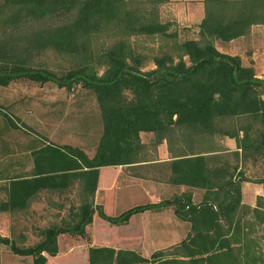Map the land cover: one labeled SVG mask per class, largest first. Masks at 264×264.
I'll use <instances>...</instances> for the list:
<instances>
[{"label": "trees", "instance_id": "obj_1", "mask_svg": "<svg viewBox=\"0 0 264 264\" xmlns=\"http://www.w3.org/2000/svg\"><path fill=\"white\" fill-rule=\"evenodd\" d=\"M169 1L1 0L0 24L6 27L58 21L18 39L0 37V85L20 77L66 89L78 84L93 92L101 122L90 156L75 145L41 142L30 148L27 169L0 171V211L8 212L11 226L15 212L24 213L39 190L60 194L76 185L81 197L76 207L68 206L70 218L54 217L32 241L15 236L12 227L9 236L0 235L10 252L31 257L28 264H44L43 252L54 255L60 233L85 236L94 210L108 222L121 223L134 212L163 206L189 222L178 243L148 256L90 245L87 264H264L249 235L257 224L264 237V195H257L252 207L240 202L241 180L260 183L264 194V174L235 178L234 165L222 160L218 149L224 148L217 142L232 137L235 148L225 150L234 157H264V75L255 76L237 54L220 49L223 42L244 36L251 24L264 27V0H201L202 17L186 27L192 36L183 38L184 26L160 14ZM138 39L156 41L157 47L144 52ZM44 48L71 57V64L61 73L32 65L31 54ZM146 60L152 66L143 69ZM141 131L164 143L163 159L141 153ZM145 163L159 165L164 182L185 188L116 215L93 203L99 166ZM190 188L201 189L198 201Z\"/></svg>", "mask_w": 264, "mask_h": 264}, {"label": "rangeland", "instance_id": "obj_2", "mask_svg": "<svg viewBox=\"0 0 264 264\" xmlns=\"http://www.w3.org/2000/svg\"><path fill=\"white\" fill-rule=\"evenodd\" d=\"M172 8L169 3L162 5L160 9L161 16L172 20ZM55 21H58V19L47 18L38 22L26 21L19 24L15 29L0 24V37L12 34L14 38L18 39L22 37L25 31H30ZM180 29V38L192 36L185 26ZM138 42L139 47L143 45L144 52L148 47H153V49L157 47V42L150 41V39H138ZM235 46H226L225 50L229 52L238 51L239 47H242L243 44ZM148 52H150V49ZM260 54L258 53V55ZM71 62V57L56 53L50 48L36 51L30 57V63L32 65L45 67L56 73L64 71ZM151 66L152 64L146 60L143 69ZM100 131L101 122L95 96L87 88L76 84L66 89L63 86H57L52 81L39 82L22 77L10 80L6 85H0V171L18 172L22 169H27L30 163L27 160V154L30 148H33L41 142L75 145L82 148L90 156L94 151ZM139 135L144 145L141 149L142 154L157 158H162L166 155L164 143H154V137L151 132L141 131ZM214 137L216 136H213V139ZM220 143L218 144L221 146ZM224 145L226 146L228 144ZM228 147L226 146V148L218 150H222V160L227 161L230 165H234L232 174L235 178L242 176L254 179L263 176L264 157L256 160H253L251 157L246 159L234 157L230 151L225 150L230 149ZM141 165H146L144 166L146 168L140 166V174L145 178H149V180H136L133 199L131 197L132 194L130 195L125 189L115 190L113 187L110 190L104 191L103 196L109 202L103 207L104 212L112 214L115 211H119L131 204L129 203L131 200L134 202H145L149 200V197H155L156 199L158 198L156 200L158 201L167 195L168 197L170 196L169 192H171L172 186L161 180L162 174L160 166L156 165V163ZM128 167L131 170L134 169V166ZM105 173L107 175L108 173H111L112 176L114 175L117 182L112 186L118 185L124 187L122 185L124 182L122 178L126 173L124 168L116 165L114 168L111 167L106 170ZM184 188L182 186V190ZM167 189L168 193L163 194ZM198 190L197 188L192 189V193L195 196L194 201L200 199V195L196 197V192H194ZM147 194L151 196L148 197ZM53 197L56 200L62 199L63 202L67 201L66 205H68L65 206L61 215L69 218L71 214L70 211L67 212L68 206L70 205L72 208L76 207L81 201L76 185H73L68 192L53 195ZM25 211L22 215L25 219L22 222L29 225V217L31 215L28 214L27 209ZM93 213L97 214V211L94 210ZM9 219L11 221V218ZM2 226L4 225L0 226V231L3 228ZM31 227V231H33V226ZM261 233L260 226L255 224L252 226L249 235L255 238L257 248L264 257V237L261 236ZM35 238V236L29 237V241ZM58 243L61 248V253L50 264H84L82 257L79 256L76 249L73 251L65 250L62 239H59ZM29 261L30 256L14 254L4 244L0 243V264H28Z\"/></svg>", "mask_w": 264, "mask_h": 264}, {"label": "crops", "instance_id": "obj_3", "mask_svg": "<svg viewBox=\"0 0 264 264\" xmlns=\"http://www.w3.org/2000/svg\"><path fill=\"white\" fill-rule=\"evenodd\" d=\"M169 4L171 8L173 7V19L179 25L181 24L185 27H194V25H196L202 17L203 6L201 0H170ZM239 44H243V46L239 47L238 51L229 52L225 50L226 46L230 47L233 45V47H236L235 45L239 46ZM220 49L230 54H237L244 65H249L252 67L255 76L264 75L263 25L251 24L250 30L244 36H239L237 38L223 42L220 46ZM260 49L261 51H259ZM258 53L261 54L258 55ZM218 142H221V146H219L221 148L225 146L224 144H228L226 146H229L228 148L230 149L235 148L234 139L232 137L223 136L218 139ZM226 146L224 148H226ZM163 158L164 157L159 158L157 161ZM116 165L125 169L126 173L122 178L124 181L122 185H124V187L118 185L112 186L117 182L114 175L112 176L111 173H108L107 175V173H105L106 170L110 169L111 167L114 168ZM140 166L146 168L144 167L146 165L141 164L135 165L133 170L129 169L127 164L99 166L97 169L96 187L93 193V203L100 205L103 211V207L109 203L108 200H105L103 192L110 190L113 187L115 190L125 189L130 195L132 194L131 197L133 199V190L136 180H149V178H145L142 176V174H140ZM169 185L172 186V190L169 192V195L182 190V185ZM54 192L42 189L35 194V198L30 200L27 208L28 214L31 215L29 217L31 224L29 223V225L22 222V220L25 219V217H22L23 212H15L16 219L11 226L8 212L0 211V226L6 225L5 227L2 226L3 228L0 231V235L9 236L11 234L12 227L14 229L15 236H24L26 237V240L29 241V237H34L38 229L45 226L54 217H60L65 209V206L68 204L66 205V200V202H63L62 199L55 200L53 195L58 194H55ZM64 192H68V189L61 190V192L56 193L62 194ZM194 192H196V197L201 195V189ZM166 193H168V189L163 194ZM192 194L193 196L191 198L194 201L195 196L194 193ZM257 195H264L260 183L249 180H241V203L252 207L255 204ZM147 196L149 197L151 195L147 194ZM166 197H168V195L165 196V198ZM157 199L155 197H149V200L145 202H134L131 200L129 202L131 204L125 206L119 211H115L112 214L104 211L103 212L108 215H116L132 205L146 202H155ZM59 212L60 214H58ZM31 226H33V231H31ZM188 229L189 222L175 216L172 208L169 206H163L158 210L145 209L143 211L134 212L130 214L124 222L121 223L108 222L99 215L93 213L91 215V220L84 226L86 233L85 236L82 237L69 233H60L57 235V252L54 255H48L47 253L43 252V254L46 256L44 264H50L52 260L58 258L59 254L61 253V248L58 243L59 239L63 240V247L65 250L73 251L76 249L79 256L82 257L83 263L87 264V247L90 245H105L113 247L114 249H129L140 253L142 256H148L155 250L169 248L178 243L186 235Z\"/></svg>", "mask_w": 264, "mask_h": 264}]
</instances>
